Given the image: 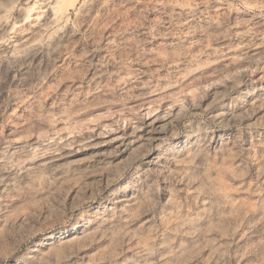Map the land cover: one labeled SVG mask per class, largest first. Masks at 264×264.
Returning <instances> with one entry per match:
<instances>
[{
  "label": "rangeland",
  "instance_id": "374dc122",
  "mask_svg": "<svg viewBox=\"0 0 264 264\" xmlns=\"http://www.w3.org/2000/svg\"><path fill=\"white\" fill-rule=\"evenodd\" d=\"M0 264H264V0H0Z\"/></svg>",
  "mask_w": 264,
  "mask_h": 264
}]
</instances>
